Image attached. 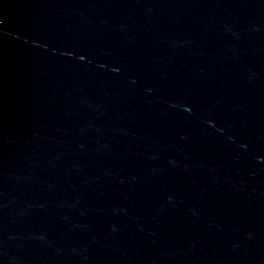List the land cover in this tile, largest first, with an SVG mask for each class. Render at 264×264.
Here are the masks:
<instances>
[{"label":"water","instance_id":"water-1","mask_svg":"<svg viewBox=\"0 0 264 264\" xmlns=\"http://www.w3.org/2000/svg\"><path fill=\"white\" fill-rule=\"evenodd\" d=\"M0 264H264V0H0Z\"/></svg>","mask_w":264,"mask_h":264}]
</instances>
